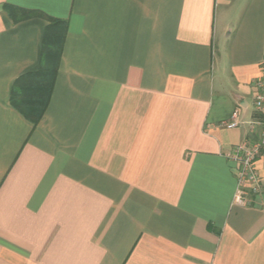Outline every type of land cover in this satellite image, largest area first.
<instances>
[{"label": "crops", "instance_id": "obj_1", "mask_svg": "<svg viewBox=\"0 0 264 264\" xmlns=\"http://www.w3.org/2000/svg\"><path fill=\"white\" fill-rule=\"evenodd\" d=\"M263 69L264 0H0V264H264Z\"/></svg>", "mask_w": 264, "mask_h": 264}, {"label": "built area", "instance_id": "obj_2", "mask_svg": "<svg viewBox=\"0 0 264 264\" xmlns=\"http://www.w3.org/2000/svg\"><path fill=\"white\" fill-rule=\"evenodd\" d=\"M254 103L259 112L262 124L260 137L246 138L239 145L234 146L226 156L235 165L237 189L234 202L243 206L251 204V196L259 194L263 188V180L256 166L258 156L264 151V69L261 77L255 81ZM234 113V118H235ZM236 121L230 123L235 126Z\"/></svg>", "mask_w": 264, "mask_h": 264}, {"label": "trees", "instance_id": "obj_3", "mask_svg": "<svg viewBox=\"0 0 264 264\" xmlns=\"http://www.w3.org/2000/svg\"><path fill=\"white\" fill-rule=\"evenodd\" d=\"M5 8L11 12L13 14V17L15 18V20L19 21V20H23V19H29V18H33V17H42V18H48L49 20L53 21V22H57L59 24H65L64 20H60L57 18H53L48 16L46 13H44L41 10H37V9H27V8H22V7H18V6H14V5H10V4H6ZM59 30H55L51 32L52 35V40L53 44H61V41L63 39V34L60 35V32L62 31L61 27H58ZM64 32V31H63ZM53 44L46 45L47 48H45V54H57L59 47H55V45L53 46ZM60 53V51L58 52ZM19 95H13V103H15V105L22 109L25 102H20L18 101ZM33 118L38 119V116H33Z\"/></svg>", "mask_w": 264, "mask_h": 264}]
</instances>
